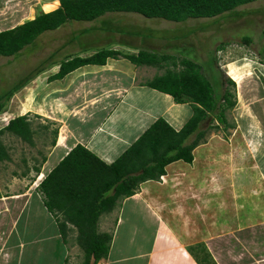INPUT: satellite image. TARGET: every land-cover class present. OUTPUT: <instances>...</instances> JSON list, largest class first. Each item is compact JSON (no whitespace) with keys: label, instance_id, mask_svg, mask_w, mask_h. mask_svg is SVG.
Here are the masks:
<instances>
[{"label":"crops","instance_id":"obj_1","mask_svg":"<svg viewBox=\"0 0 264 264\" xmlns=\"http://www.w3.org/2000/svg\"><path fill=\"white\" fill-rule=\"evenodd\" d=\"M255 3L260 2L237 9ZM190 20L199 19L187 21ZM143 40L142 50L134 48L133 54L111 46L104 49L125 55H137L140 51L156 54L159 45L155 47V42L159 41ZM89 51V56L97 52ZM164 65L166 62L160 66H138L119 57L108 59L104 66L81 67L62 80L51 82L67 112L61 114L60 110L59 118L53 119L58 130L53 131L51 144L38 151V155L43 154L40 172H36L39 177L45 178L77 145L112 164L158 119H164L177 132L182 130L194 114L193 105L178 104L172 96L147 85L165 74H156L155 70ZM28 112L22 116L29 117ZM44 124L43 119V127L39 125L37 132L31 128L33 145L40 133H46ZM239 129L238 126L228 130L229 135L221 127L208 131L192 151L191 162L179 160L168 164L159 180L140 184L134 196L119 200L111 213L100 217L101 227L112 236L105 264L125 259L145 261L144 264H202L207 259L218 264L222 252L232 256L233 247L251 243L255 231L264 230V156L255 153L245 135L238 133ZM63 130L65 140L60 146ZM27 186L10 179L0 180V264H67L68 248L54 217L45 208L43 199L26 190ZM35 199L42 206L35 215L47 216L56 227L51 234L56 240L50 254L43 246L49 240L45 235L47 222L43 220L44 230L32 237L28 219L24 220L23 230H19L25 214H32L30 206ZM140 234L141 242H136L134 236ZM122 236L129 238L130 246L140 248L134 249L135 254L121 253L112 258ZM143 239L149 240L147 248ZM223 245L229 247L223 249ZM40 259H48L50 263Z\"/></svg>","mask_w":264,"mask_h":264},{"label":"rangeland","instance_id":"obj_2","mask_svg":"<svg viewBox=\"0 0 264 264\" xmlns=\"http://www.w3.org/2000/svg\"><path fill=\"white\" fill-rule=\"evenodd\" d=\"M48 1L52 0H0V32L23 24L30 19L32 12L34 17L43 13L42 4ZM257 2L260 3L239 8L220 17L190 20L181 24L170 23L163 19H148L136 13H109L94 22L67 23L58 30L42 34L32 45L25 47L17 55L1 57L0 98L20 83L26 82L24 87L14 94L11 101L6 103L5 107L11 103L10 109H6L9 106L4 107L3 112L0 113V130L6 127L7 119L12 120L13 117H20L29 111L27 114L31 128L37 132L38 126L44 119L46 133H40L35 145L33 141L28 142L31 146L10 133L0 136V142L9 156L8 161L0 163V180L10 179L15 183L27 184L26 190L35 197H41L42 200L43 197L38 193V189H35L38 181L41 180L33 171L41 166L43 154L38 155V151H43L44 147L51 144L55 136L53 131L58 130L57 123L52 122L53 119L59 118L57 114L60 110H62L61 114L67 112L63 107L64 101L59 100L58 95L54 93L55 86L50 84L48 77L59 71V64L66 58L89 57L90 49L98 51L110 46L133 54L134 48L142 50L144 38L157 39L159 42H155L157 43L155 47L158 45L159 47L155 49L156 54L171 56L177 63L176 68L169 62L168 65L155 69L156 74H164L167 70L179 71L182 69L183 59L192 60L202 66V73L213 84L218 97L228 90L235 106L226 110L225 124L213 121L212 125L225 128L226 135L231 134L228 130L233 131L239 126L238 133L242 132L245 135L257 155L264 156V0ZM246 38H250L251 42L247 44ZM227 79L232 80L235 86L226 84ZM1 103L3 101H0ZM209 123V121L203 123V129H208ZM64 133L65 130L60 137L63 143ZM38 207L42 208L41 202L35 199V204L32 203L30 206L32 214H25L19 230H23L24 220L28 219L32 237L44 230L43 220L47 222L45 235L49 236V240L43 246L47 247L46 251L50 254L56 240L51 234L56 227L53 220L47 216L35 215V211L39 210ZM60 219H63L62 216ZM100 222L98 232L106 234ZM68 229L67 264H83L84 253L76 243L77 231L70 225ZM122 237L123 239H120L113 249L115 256L112 258H116L121 253H125L124 256L135 254L137 252L134 249L140 248L137 245L130 246L129 238ZM252 237L251 243L233 247L235 249L232 251V256L225 254V251L222 252V257L216 262L264 264V230L257 229ZM134 239L136 242H141V234L134 236ZM142 243L144 248H147L149 240L143 239ZM226 247L229 246H222L223 249ZM199 257H202V254ZM40 260L50 263L48 259ZM102 262L105 264L108 261L103 259L99 264ZM203 262L206 263L202 264H215L207 259ZM144 263L145 261L129 259L115 262V264Z\"/></svg>","mask_w":264,"mask_h":264},{"label":"trees","instance_id":"obj_3","mask_svg":"<svg viewBox=\"0 0 264 264\" xmlns=\"http://www.w3.org/2000/svg\"><path fill=\"white\" fill-rule=\"evenodd\" d=\"M258 0H59L60 7L41 13L33 20L0 32V58L13 57L32 45L42 34L55 31L70 22H94L109 13H136L148 19L185 22L188 19L215 18L234 12L238 7ZM245 42H251L246 38ZM123 57L138 66H160L162 62L176 68L175 59L140 51L125 55L119 51L102 49L89 57L66 58L49 82L64 79L75 70L88 66H104L108 59ZM168 65V64H167ZM182 69L167 70L163 76L147 83L149 87L168 94L176 103L190 102L194 114L179 132L164 119H158L146 132L112 164H106L81 145L68 155L41 181L38 193L47 211L54 217L65 243L68 226L77 231L76 243L84 253L83 264H99L107 259L112 236L98 232L103 214L111 213L119 200L135 195L140 184L159 180L165 167L175 161L191 162L192 151L205 139L209 130L217 129L213 121L225 124L226 110L235 106L232 96L225 92L218 97L210 80L202 73V66L183 59ZM26 82V81H25ZM6 92L0 101V113L24 83ZM226 84L235 86L227 79ZM6 108V107H5ZM209 121L208 129L203 123ZM10 133L25 142H32V129L27 116L16 117L0 130V136ZM192 141L187 144L189 140ZM6 148L0 142V163L8 161ZM37 173L40 170L35 169ZM62 216V220L60 219Z\"/></svg>","mask_w":264,"mask_h":264},{"label":"bare ground","instance_id":"obj_4","mask_svg":"<svg viewBox=\"0 0 264 264\" xmlns=\"http://www.w3.org/2000/svg\"><path fill=\"white\" fill-rule=\"evenodd\" d=\"M60 7V2L58 0L52 1V2H46L42 4V10L43 13H50L55 11L56 9H58ZM34 13H31L30 19H34L35 17L33 16ZM59 145L62 146L63 145V141L60 140ZM43 179V175L39 177V180Z\"/></svg>","mask_w":264,"mask_h":264},{"label":"built area","instance_id":"obj_5","mask_svg":"<svg viewBox=\"0 0 264 264\" xmlns=\"http://www.w3.org/2000/svg\"><path fill=\"white\" fill-rule=\"evenodd\" d=\"M9 121H10V120H9V119H7V121H6V125L9 123ZM38 179H39V178H38ZM38 184H39V183H37V186H38Z\"/></svg>","mask_w":264,"mask_h":264},{"label":"clouds","instance_id":"obj_6","mask_svg":"<svg viewBox=\"0 0 264 264\" xmlns=\"http://www.w3.org/2000/svg\"><path fill=\"white\" fill-rule=\"evenodd\" d=\"M38 183L40 184V183H41V181H38ZM39 184H38V186H39ZM38 186H37V187H38Z\"/></svg>","mask_w":264,"mask_h":264},{"label":"water","instance_id":"obj_7","mask_svg":"<svg viewBox=\"0 0 264 264\" xmlns=\"http://www.w3.org/2000/svg\"><path fill=\"white\" fill-rule=\"evenodd\" d=\"M94 263V260L92 259V262H91V264H93Z\"/></svg>","mask_w":264,"mask_h":264}]
</instances>
